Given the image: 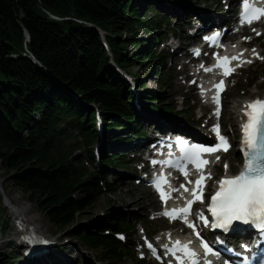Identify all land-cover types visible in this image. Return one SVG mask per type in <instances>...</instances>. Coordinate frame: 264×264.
<instances>
[{
  "label": "trees",
  "instance_id": "trees-1",
  "mask_svg": "<svg viewBox=\"0 0 264 264\" xmlns=\"http://www.w3.org/2000/svg\"><path fill=\"white\" fill-rule=\"evenodd\" d=\"M133 1L0 0V160L16 170L12 181L60 229L103 193L115 191L108 171L88 168L77 153L84 148L93 156L98 111L107 116L109 141L118 137L113 128H129L131 135L140 130L130 84L113 67L110 52L123 68L166 62L151 47L160 45L170 23L140 14ZM138 28L148 34V51H140ZM155 74L160 89L146 98L164 104L162 91L169 82L158 67ZM149 107L168 109L153 102ZM68 127L75 132H67ZM72 141L81 145L74 148ZM125 157L104 154L102 162L118 167ZM138 220L131 223L115 212L79 236L111 261L123 260L132 254L118 233L132 231Z\"/></svg>",
  "mask_w": 264,
  "mask_h": 264
},
{
  "label": "rangeland",
  "instance_id": "rangeland-1",
  "mask_svg": "<svg viewBox=\"0 0 264 264\" xmlns=\"http://www.w3.org/2000/svg\"><path fill=\"white\" fill-rule=\"evenodd\" d=\"M173 2H191L194 5H200L201 7H211L213 11H218L227 7V4L221 8L224 4L223 0H167ZM133 5L139 10L142 15H156L159 19H164L163 22L170 23L171 28L163 33V37L166 38L165 43L161 45H153L151 47L152 52L156 56L161 55L165 57L166 62H158L147 60L144 65H134L131 67L137 78L144 81L147 88L145 90V96H149L150 92H156L160 89L159 77L155 74V69L158 67L162 75H164L166 81L169 82L168 86L163 89L162 93L165 96L163 102L154 101V105L158 107L166 106L173 107L175 111L182 112L179 114L183 116L185 120L191 122L194 126L201 129L204 121L200 114L203 111V107L195 100L198 97L197 83L192 84L194 77V69L187 66L184 70L182 65L186 55L182 60H176L175 57L182 54L187 50V43L180 37H184L183 32H189L192 30V24L190 25L185 20V16H182V21L179 20L180 16H177L173 11V8L168 9L162 6L157 0H134ZM150 6V7H149ZM149 7V8H148ZM199 7V6H198ZM230 11V10H229ZM229 14H231L229 12ZM139 29V37L141 39L140 51H148L150 42H146L149 39L148 34L143 28ZM189 30V31H188ZM198 36V35H197ZM173 41L181 46L178 50L179 53H172V47L169 45ZM255 49V54L251 57V60L256 62L242 70L237 74L231 76L228 81V89L225 92V112L223 114L224 127L231 138H238L239 136V122L240 111L242 110V103L245 99L255 97L257 95L264 94V37L258 38L257 43L250 47L251 53ZM132 51V46H130ZM177 54V55H175ZM258 54V56H257ZM129 70V68H127ZM130 71V70H129ZM261 74L259 79L256 77ZM123 78H127L119 74ZM186 75V76H185ZM141 83V81H140ZM152 85V86H151ZM150 87L151 89H149ZM150 103V102H149ZM135 105V104H134ZM133 105V111L138 123L141 121L138 118L136 107ZM96 108H99L96 106ZM159 109V108H158ZM162 110V109H161ZM164 110V109H163ZM205 117L212 118L211 107L208 108ZM139 129H141L139 127ZM67 132H75L71 128L66 129ZM104 130V128H103ZM121 140L110 141V143L102 141L98 137L97 143L94 146L93 156L84 148L77 150V153L82 156L85 164L88 168L95 171H108V179L114 182L115 191L105 192L100 198L86 211H84L74 222L67 225L65 228L60 229L53 224L46 211L38 208L29 198V193L21 190L11 179V176L16 173V170L9 169L3 165L0 160V189L3 188L11 195H17L20 197L21 203L29 208V216H37L38 224L43 226L48 233L53 232L55 235H63L72 244L78 245L82 249V256L79 257V262L82 264H161L160 262L153 261L149 258L150 251H140L139 241L143 240L147 235L141 236L142 233L147 231L152 232L153 241L159 239L158 236L166 233L170 229L169 223L159 218L160 212L154 211L157 206V198L152 193L148 184L142 181L138 166H141V162H138L136 157H141L142 153L137 149L128 145L126 142L132 140L131 129L129 128H113L111 129ZM170 130L166 128L165 131ZM142 131V135L145 133ZM172 131V130H171ZM105 132V131H104ZM109 139H107L108 141ZM108 141V142H110ZM121 141V142H120ZM76 142V141H75ZM74 148H77L81 143L74 144ZM107 145H106V144ZM238 143V142H237ZM119 145V146H117ZM111 154L127 155L126 159H123V164L118 167L106 166L103 164L102 156ZM137 160V161H135ZM240 156L236 148L224 155L222 162L213 167V172L216 174H224L225 164L232 172H236L239 169ZM123 173H128L130 177L123 176ZM139 179L141 181H139ZM152 193V196H150ZM143 197L144 206L134 205L135 199ZM0 225L4 227L3 231H0V240H4L5 244L0 247V262L8 257L10 264H19L22 260L23 248L19 247V244L11 240L12 232L14 228V216L8 206H6L3 195L0 191ZM124 213L131 223H135V217H139L136 228L126 233L125 250H128L132 255H126L123 260L111 261L105 252L102 250H91L86 243H84L79 234L82 231L90 230L93 224L100 219L110 218L114 213ZM24 234H22L23 236ZM47 239V238H46ZM9 240V241H7ZM11 240V241H10ZM22 240V239H20ZM49 240V239H47ZM144 242H147L144 241ZM143 242V243H144ZM145 244V243H144ZM80 251L75 250L74 255H79Z\"/></svg>",
  "mask_w": 264,
  "mask_h": 264
},
{
  "label": "snow or ice",
  "instance_id": "snow-or-ice-1",
  "mask_svg": "<svg viewBox=\"0 0 264 264\" xmlns=\"http://www.w3.org/2000/svg\"><path fill=\"white\" fill-rule=\"evenodd\" d=\"M262 16H264V8L255 7L245 0L242 23L251 24L254 20H259ZM257 34L259 35V33ZM219 35V33L216 34L217 38ZM253 53H255V49H253ZM197 54L199 53L197 52ZM233 60H240V57H217V64L215 67L221 68L223 70V75H231L235 71V69L230 66ZM240 63H251V61L240 60ZM201 67L203 68V65H201ZM204 70L209 72L213 71L212 68H205ZM214 87L217 89V95L212 99L218 106L215 112V115L218 116L220 114L219 92L223 91L225 88L224 81L221 80L219 84ZM244 115L247 117V122L242 126L243 141L248 149V151L244 153L247 158L244 169L238 175L229 177L226 175L228 166L225 164V176L218 180V190H215L211 195V203L208 207V211L215 217L214 227L224 229L225 231L230 230L234 222L252 224L258 228L264 229V100L257 98L254 101L248 102L244 107ZM214 131L219 137V143L217 145H193L189 149L188 154L184 157L188 164L196 166L197 170L201 172V175L194 181L195 188L189 189L186 184L180 186L184 192L190 191L193 199L187 200L185 207L165 211L163 215L170 219H182L185 223H188V216L191 214L193 204L197 201L203 202L206 181L212 179V174L210 172L207 173V175L204 174V169L211 162L203 157L205 154H214L220 150L227 151L230 147L227 139L223 136H219L218 124L215 126ZM218 160L219 157H217V161ZM153 163L171 164L172 161H153ZM178 166L183 175L187 178L189 176L187 166ZM187 183L191 184L193 181L188 180ZM165 184H169L167 177H158L154 182V186L157 188L161 199L166 203L171 198V193L164 191L163 185ZM172 191L179 192L180 189L174 188ZM199 218L206 226L208 225V220L202 212ZM188 226L190 228H195V224H188ZM196 235L199 237V232H197ZM148 246L149 248L152 247L150 244ZM203 247L208 252L212 251L207 243H204ZM165 249L170 255L175 257L178 264H186V260L191 261V264H198L196 259L197 253L191 249L190 243L182 244L181 241L177 240L175 241L174 247L168 248V246L165 245ZM178 253H183V255H179Z\"/></svg>",
  "mask_w": 264,
  "mask_h": 264
},
{
  "label": "bare ground",
  "instance_id": "bare-ground-1",
  "mask_svg": "<svg viewBox=\"0 0 264 264\" xmlns=\"http://www.w3.org/2000/svg\"><path fill=\"white\" fill-rule=\"evenodd\" d=\"M162 6L167 7L168 9L173 8V11L175 14L179 17V20L182 21V16H185V21L192 24V29L197 34L198 31L201 29H207L209 26L215 25L216 29H219L222 25H230L232 22V19L230 17V14L227 13L225 9L213 11L211 7H201L200 5H194L191 2H173V1H167V0H157ZM199 6V7H198ZM224 7V4L221 5V8ZM220 12L221 14H218ZM223 16L224 19L220 23L213 22V19L217 16ZM181 46L179 45V48L175 49V53H179V49ZM235 51L233 53H238L244 48H239L238 45L234 46ZM256 53V52H255ZM255 53H248L244 56H241L242 59L247 58L250 60V58ZM175 54V55H177ZM110 55L112 57L111 63L115 70L127 77L126 79L127 83L130 84L131 87V93L134 96L135 102L134 106L136 107V112L138 114V118L141 121L139 123V127L141 128L137 133L132 134L134 138L132 140H129V142H126L128 145L126 146H132L133 148L137 150H141L142 144H145L147 141L146 139H149L150 137L157 136L158 133L163 132L166 128H169L170 130H173L175 133H179L182 135L187 136H200L202 134L201 130L194 126L191 122L185 120L183 116H180L179 114H182V112H177L175 109H164V110H156L149 107V102H153L154 100L150 101V99H147L145 94V90L147 86L145 85L144 81H142L140 78H137V75L132 73L131 67L123 68L115 59V56L110 52ZM184 55L180 53V55L176 56L175 59L182 60ZM193 61V60H192ZM190 61V62H192ZM188 66V63L186 64ZM133 67V66H132ZM141 81V83H140ZM152 86V85H151ZM151 89L150 87H148ZM227 108V105L225 106ZM242 107V106H241ZM215 114V112H214ZM242 114V111L239 113ZM214 116V115H212ZM97 122L98 126L100 124H105L104 126H107L108 119L107 116L103 114L100 110L97 113ZM106 130L100 131L99 130V138L104 140V142L110 143L111 145L113 142L107 141L106 136ZM145 133L143 136L141 133L142 131ZM105 131V132H104ZM122 139V138H121ZM120 136L112 141H118L121 140ZM195 140V139H193ZM237 141V140H236ZM121 142V141H120ZM106 144V143H105ZM107 145V144H106ZM113 145V144H112ZM111 145V146H112ZM119 146V145H117ZM214 161L217 163V157L214 158ZM123 176L130 177L128 173H123ZM142 181L146 182L145 177L141 176ZM6 206L9 207L11 214L14 216V228L12 232V238L11 240L15 241L19 244V247L23 248V254H22V260L19 264H82L79 262V257L82 256V249L76 245L72 244L69 240H67L63 235H55L53 232L48 233L47 230L43 228V226L38 224V217L37 216H29V208L24 204L21 203L20 197L17 195H11L8 191H6L4 188L3 190L0 189ZM150 196H152V193H150ZM179 198V197H178ZM134 205H144L143 197L135 199L133 202ZM34 233V237L32 239L31 246L28 244H25V246L22 245L20 239H22L24 242L26 240L22 236L24 233ZM180 232V231H172L169 230V232H166L158 238H160L161 242L158 246H160L164 240L170 241V240H176L174 233ZM36 233V235H35ZM151 236L152 232L147 231L146 233H142L143 235ZM260 234V232H258ZM42 237L44 239H49L48 241L50 244L47 246L41 245V239ZM10 240V241H11ZM9 241V240H7ZM143 240L139 241V250L146 252L151 251V249L146 244L143 243ZM2 244H5L4 240H0V247ZM154 244L157 245L158 242L154 241ZM32 248L31 251H33L32 255L27 254V249ZM80 251L79 255L75 254L74 251ZM183 255V254H181ZM138 264V263H136ZM161 264H169L166 261H161Z\"/></svg>",
  "mask_w": 264,
  "mask_h": 264
},
{
  "label": "water",
  "instance_id": "water-1",
  "mask_svg": "<svg viewBox=\"0 0 264 264\" xmlns=\"http://www.w3.org/2000/svg\"><path fill=\"white\" fill-rule=\"evenodd\" d=\"M28 39H29V37H28Z\"/></svg>",
  "mask_w": 264,
  "mask_h": 264
}]
</instances>
